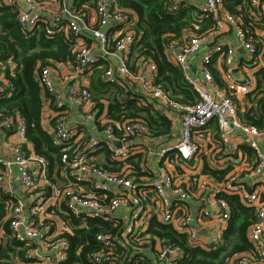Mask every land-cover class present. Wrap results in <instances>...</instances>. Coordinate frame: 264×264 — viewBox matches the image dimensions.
Returning <instances> with one entry per match:
<instances>
[{"label": "built area", "instance_id": "built-area-1", "mask_svg": "<svg viewBox=\"0 0 264 264\" xmlns=\"http://www.w3.org/2000/svg\"><path fill=\"white\" fill-rule=\"evenodd\" d=\"M2 2L18 10L26 38L43 31L47 38L60 36L70 44L76 69L66 73L73 84L65 93L56 89L52 74L59 72L62 64L69 65L72 61H51L37 73L43 102L49 105L52 124L48 133L54 143L62 147L58 182H53L51 171L60 164L52 165L44 156L26 153L23 145L28 142L27 127L21 115L5 116L0 112V130L16 129L23 141L11 148L10 158L0 154V194L11 197L5 203L6 219L0 222V243L8 234L25 247L22 259L29 264H65L70 261L72 248L65 235L89 228L95 220L98 224H110L112 229L95 235L100 247L88 254L90 264H183L189 262L192 249L218 252L226 246L232 215L227 196L236 195L244 206L254 210L255 221L247 232L253 249L228 257L226 264H264V199L261 194L251 191L237 172L230 173L218 184L206 174L197 173L198 176L186 172V169L195 172L196 161L202 154L196 134L209 130L212 123L218 125L222 146L230 145L234 129L241 130L247 136L245 145L254 150L257 158L250 175L261 174L264 169V156L258 144L264 130L244 123L234 98L214 90L217 81L210 66L217 56L226 57L225 74L233 87L242 84L246 92L256 87L251 78L236 80L233 76V50L223 40L227 27L233 28L243 42L248 52L247 65H259V56H263V48L258 50L242 18L225 9V0H204L196 6L198 20L210 16L214 21L212 29L194 35L186 32L182 38L164 44L167 59L182 70L185 80L198 95V100L192 102L176 100L159 80L158 64L150 57L136 54L142 37V33L136 31L139 18L136 12L121 6L119 0ZM249 2L254 7L262 0ZM182 3L185 2L172 0L170 10L177 12ZM201 52L202 77L193 78L189 75L190 58ZM8 64L9 71L0 52V70L4 75L13 76L16 64L11 60ZM100 64L108 65L101 73L104 83L133 84L155 103L158 113L169 118L170 113L175 112L180 121L179 136L160 142L155 150L157 139L152 138L146 120L111 119L107 103L104 102L102 108L97 106L88 82L94 70L102 68ZM13 90L14 84L7 76L0 93L7 92L10 96ZM64 98L84 106L86 120L100 130L99 136L83 137L81 125H69L70 107ZM105 153L117 163L116 170L97 162L98 156ZM149 154L159 166L152 173L144 171L146 174L139 175L129 161L136 162L137 156L143 155L142 168ZM178 163L184 170L182 174L166 167ZM14 169L18 171L26 199L17 198L12 192ZM206 192L212 195L214 209H192L191 203H202V194ZM158 224L168 226L177 241L171 242L162 236Z\"/></svg>", "mask_w": 264, "mask_h": 264}, {"label": "trees", "instance_id": "trees-1", "mask_svg": "<svg viewBox=\"0 0 264 264\" xmlns=\"http://www.w3.org/2000/svg\"><path fill=\"white\" fill-rule=\"evenodd\" d=\"M0 52L9 71L8 61L16 64L15 74L8 76L14 84V90L10 96L7 92L0 93V112L5 116H14L19 113L27 127V141L31 143L37 154L46 157L54 164H60L62 147L56 145L49 133L42 126V111L44 94L38 80V70L45 65L54 62H67L74 60V54L70 44L64 42L62 37L47 38L44 32H39L29 38L23 34L18 20V10L5 5L0 0ZM172 0H119L124 8H129L138 15L136 31L142 33V37L136 46V54L152 58L159 68V80L171 90L173 97L182 102L197 101L198 95L193 87L185 80L182 70L171 63L166 55L164 44L178 40L188 33L201 34L214 26L210 16H204L201 21L196 17V9L187 4H181L177 12L170 10ZM250 4V2H249ZM226 10L242 19L247 18L249 6H240L227 3ZM252 7V5H251ZM245 20V19H244ZM101 65V64H100ZM104 67L98 68L97 73H102ZM217 75V74H216ZM92 93L94 100L100 96L109 94V117L113 120L122 118H143L149 124L152 134L157 136L169 134L172 121L155 110V105L149 100H144L140 94L124 95L119 85L104 83L99 78L92 80ZM255 90L254 92H257ZM264 90L259 91L254 99L256 107L249 108L241 119L244 123L255 125L264 129V97L260 96ZM251 94V93H250ZM213 128L214 126H211ZM219 133V132H218ZM253 150V149H252ZM254 151V150H253ZM249 154L252 151L248 150ZM139 171L137 163L132 162ZM115 162L111 161L108 153L101 165L113 170L117 169ZM230 169L214 170L205 168L202 174H206L218 181L225 179ZM10 196L0 194V220L5 215V203ZM231 207V219L227 232L226 246L218 252H205L190 250L189 262L183 264H226V259L243 251H252V245L248 240L247 232L255 221L254 210L244 206L239 197L227 196ZM160 234L166 236L171 242L177 241L175 234L168 231L169 227L158 224ZM6 229L8 230L7 224ZM110 224H98L92 221L89 228L74 230L65 236L70 240L72 248L70 261L65 264H90L88 254L99 249L95 235L100 231H110ZM79 249V253L78 252Z\"/></svg>", "mask_w": 264, "mask_h": 264}, {"label": "crops", "instance_id": "crops-1", "mask_svg": "<svg viewBox=\"0 0 264 264\" xmlns=\"http://www.w3.org/2000/svg\"><path fill=\"white\" fill-rule=\"evenodd\" d=\"M185 3L193 6L195 9L196 6L202 4L204 0H183ZM225 3L236 4L237 9H240V6L250 5L249 0H226ZM225 4V9L227 5ZM249 13H247L246 17L242 19L243 24L246 28H248L251 32L253 42L256 44L258 50L263 48V56H259L258 63L259 65L255 66L252 63L246 64L245 57L248 56V52L244 48L243 42L237 37L236 31L233 28H226V33L224 34V39L227 41V44L230 45L229 48L233 50V58H234V71L233 76L236 80L241 78H251L256 87L254 90L246 92V89L240 85L232 86L230 82V78L225 74L226 63L225 59L219 56L215 57L213 60L210 70L213 76L216 78V87L214 88L215 92L232 96L237 104L239 117H243L244 113L252 107H256L253 103L254 99L259 91L264 90V0H262L259 6L251 7L249 6ZM197 12V10H196ZM222 40V41H223ZM203 52L193 56L190 58L191 70H189V75L193 78L202 77V72L204 66L201 63ZM72 64L60 66L59 72H54L52 74L55 82V87L58 91L65 93L68 91L69 86L73 84V80L67 76L66 73H72L75 69V63L72 61ZM108 65H101L100 67H107ZM97 72H93L90 78L88 79L89 84H92V76ZM217 74V75H216ZM92 78V79H91ZM101 79V77H100ZM7 82V74L4 75L0 70V88L4 87ZM110 85V84H109ZM114 85H111L113 87ZM124 92V95L127 93L131 94H140L144 97V100H150V98L146 97L143 93L139 92V89L135 87L133 84H123L120 86ZM258 90L257 92H254ZM251 93V94H250ZM109 94L106 96H100V99L97 101V106L102 108L104 106V102L107 103L109 107ZM260 96L264 97V93H261ZM67 106L70 107L69 112H67V121L70 126H74L75 124L81 125V134L83 137L89 138L90 136H99L100 130L96 128L95 124L86 120L84 106L78 101H71L68 98H64ZM153 102V101H151ZM192 102V101H186ZM155 105V103L153 102ZM155 110L158 112L157 107L155 106ZM162 115L161 113H159ZM172 121V128L169 134H164L157 136L155 134L152 135V138L156 140L154 144V149L159 148V143L164 142L166 140H174L179 136L180 133V121L175 112L170 113L169 117ZM242 120V119H241ZM243 121V120H242ZM51 121L49 120V105L48 102H43V111H42V126L43 128L49 132L51 127ZM209 130L204 132H198L195 136L196 141L201 145L202 154L199 159L196 161L195 172L193 170L186 169L187 173H202L205 168L214 169V170H223L229 168L230 171L226 175V177L232 173H239L241 179L244 180L246 186L250 188L251 191H258L262 199H264V169L261 174L250 175V172L253 171L257 158L255 152L249 146L245 145L246 135L239 129H234L231 136V143L229 146H222L220 142V136L218 133V125L216 123H212ZM264 130V129H263ZM23 143L21 137L17 133L16 129L2 128L0 130V154L4 157L10 158L11 148L14 145H18ZM258 144L263 152L264 156V136L258 138ZM27 154L36 153L34 146L31 143H25L23 145ZM236 149L235 151H233ZM248 150L252 151V154H249ZM231 151V152H228ZM105 154L99 155L97 158V162L102 164L105 161ZM131 166H133L136 170L137 168L134 166L132 162L129 161ZM139 165L145 164V157L143 155L137 156V161L135 162ZM168 164V163H167ZM105 166V165H103ZM157 160L155 157L149 154L148 162L142 168L140 167L141 172L146 174V172L155 171L158 168ZM166 167L176 173L182 174L184 172L183 168H181L178 164L174 165H166ZM110 170H113L109 168ZM116 170V169H115ZM150 170V171H149ZM61 171L62 167L54 166L51 171V177L53 182H58L61 179ZM138 172V171H137ZM198 175V174H197ZM204 175V174H203ZM199 176V175H198ZM225 177V178H226ZM212 178V177H211ZM58 179V180H57ZM214 179V178H213ZM215 184L221 183L216 179L212 180ZM223 181V180H222ZM12 192L15 194L17 198L26 199L27 195L22 192L20 186V179L18 175V171L14 169L12 183L10 185ZM202 203H191V208L196 209L198 207H203L207 209H214L212 206V195L209 192L203 193ZM6 210V209H5ZM28 209L26 208V212ZM124 211V209H123ZM6 219V212L0 222ZM208 225V223H206ZM25 247L10 238L8 234L5 235L4 239L0 243V264H29L23 261Z\"/></svg>", "mask_w": 264, "mask_h": 264}, {"label": "rangeland", "instance_id": "rangeland-1", "mask_svg": "<svg viewBox=\"0 0 264 264\" xmlns=\"http://www.w3.org/2000/svg\"><path fill=\"white\" fill-rule=\"evenodd\" d=\"M226 1V0H225ZM226 4V3H225ZM191 35H194V33H190ZM95 72H97V70H94ZM99 75H100V77H101V74L100 73H95V74H93V76H92V78L94 79V80H97L98 78H99ZM88 78V77H87ZM91 78V79H92ZM90 87H91V91H92V89H93V85L91 84L90 85ZM93 94V93H92ZM94 98V97H93Z\"/></svg>", "mask_w": 264, "mask_h": 264}, {"label": "water", "instance_id": "water-1", "mask_svg": "<svg viewBox=\"0 0 264 264\" xmlns=\"http://www.w3.org/2000/svg\"><path fill=\"white\" fill-rule=\"evenodd\" d=\"M118 145L120 146V143H118Z\"/></svg>", "mask_w": 264, "mask_h": 264}]
</instances>
